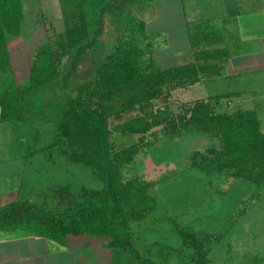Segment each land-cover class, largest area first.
<instances>
[{"label": "trees", "instance_id": "obj_1", "mask_svg": "<svg viewBox=\"0 0 264 264\" xmlns=\"http://www.w3.org/2000/svg\"><path fill=\"white\" fill-rule=\"evenodd\" d=\"M24 1L0 0L2 73L10 63L7 41L21 33ZM57 1L63 28L35 50L22 92L8 88L0 95V123L18 126L43 119L44 126L54 124V133L41 149L55 150L69 162L88 167L100 187L81 188L78 201L67 199L69 188L52 187L62 200H69L57 210L33 200H15L0 207V227L21 226L57 241L70 233L109 237V245L126 262L131 258L135 264H164L154 259L151 248H136L131 228L132 222L156 210L150 182L122 177L123 165L133 160L140 145L116 148L110 134L139 135L141 143L161 125L172 134L197 130L216 145L211 142L204 150H195L191 167L226 171L260 185L264 183V133L252 110L217 111L220 95L172 106V91L200 80L204 68L198 60L205 53L195 52L194 61L163 69L144 62L145 51L156 40L145 32V21L136 17L132 7L137 0ZM189 33L195 44L193 30ZM105 34L113 40L112 49L90 77L74 82ZM35 134L37 141L41 132ZM175 227L182 246L192 252L191 260L207 264L217 236ZM167 257L160 254L162 260Z\"/></svg>", "mask_w": 264, "mask_h": 264}, {"label": "rangeland", "instance_id": "obj_2", "mask_svg": "<svg viewBox=\"0 0 264 264\" xmlns=\"http://www.w3.org/2000/svg\"><path fill=\"white\" fill-rule=\"evenodd\" d=\"M196 2L183 0L182 5L186 11L191 12V4ZM24 5L25 19L21 33L7 41L10 63L5 66L3 73L0 72V95L8 88L22 92L35 50L63 28L61 7L57 0H25ZM182 5L180 0H137L133 4L136 17L145 21V32H149V37L156 40L152 42L149 51H145L142 57L144 62L163 69L186 60L188 43L182 33ZM112 47L113 40L105 34L100 44L84 61L74 82L90 77L94 67ZM216 87L222 89L219 88L221 85ZM212 91H207L204 87H192L189 90L178 88L171 92L169 102L174 107L179 106L206 99L200 96ZM235 110L236 108H228L226 103L224 107L217 108V111L228 113ZM14 125L0 127V162L26 164L21 171V167H14L11 177L15 180V176L22 175L23 185L34 188L35 191L46 190L41 203L57 210L69 200H80L81 188L100 187V182L93 177L88 167L69 162L55 150L50 153L41 149L54 133V124L44 126L43 119H33L18 127ZM36 131L41 132L37 141ZM138 138L139 135H123L119 132L110 134V140L116 148L134 143L140 145L133 160L123 165L122 177H137L151 183L149 193L155 200L156 210L141 223H131L140 251L151 248L154 259L163 261L164 264H195L191 260L192 252L182 246L175 227L177 224L195 232L217 236L211 244L212 258L209 264H259L264 261V257H260L264 255V251L259 250L257 238L255 242L250 241V237L243 231L248 217L246 213L243 216L242 211L247 204L244 197L247 199L245 193L251 186L250 182L241 180L239 183H225L226 172H206L190 166L194 151H202L212 142L209 136L197 130L172 134L161 125L145 135L141 143ZM212 145L216 144L212 142ZM26 147L31 148L30 151L36 150L27 155V161L22 155L25 154ZM66 166L69 169L67 171L64 170ZM56 185L69 188V200H62L52 189ZM49 189L52 190L50 193ZM248 225L256 230L257 220H252ZM166 253L168 257L162 260L160 254ZM129 264H135L134 260L130 258Z\"/></svg>", "mask_w": 264, "mask_h": 264}, {"label": "crops", "instance_id": "obj_3", "mask_svg": "<svg viewBox=\"0 0 264 264\" xmlns=\"http://www.w3.org/2000/svg\"><path fill=\"white\" fill-rule=\"evenodd\" d=\"M180 1L182 5L183 0ZM196 1L191 4V12L181 6L182 33L188 43V56L177 65L194 61V53L202 50L205 55H199L198 62L204 69L198 82L180 89H212L200 98L220 95L218 107H224L226 103L228 108L254 111L259 129L264 133V0ZM189 29L195 34V44L191 43ZM147 34L150 35L149 32ZM217 85L222 89H217ZM9 125L12 124L0 123L2 128ZM24 149L25 154L22 155L27 161V155L36 150ZM25 166L0 162V207L18 199L40 203L44 200L46 190L35 191L23 185L22 175L12 179V169L21 167V171ZM64 170H69L68 166ZM226 173L225 183L241 181ZM250 185L245 193L247 199L244 197L247 204L242 213L243 216L246 213L248 220L243 231L250 241L255 242L257 238L259 250L264 251V183L250 182ZM252 220H257L256 230L248 225ZM134 241L138 248L135 238ZM109 242V237L72 233L57 241L21 226L0 227V264H129L130 260L124 263L123 259H118L122 256L114 252ZM211 250L212 246L207 264L212 258Z\"/></svg>", "mask_w": 264, "mask_h": 264}]
</instances>
